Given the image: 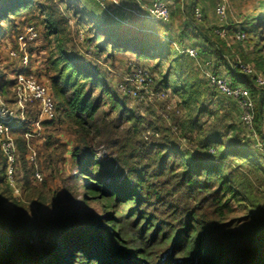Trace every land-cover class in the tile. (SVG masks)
I'll return each mask as SVG.
<instances>
[{
  "label": "trees",
  "instance_id": "16d2710c",
  "mask_svg": "<svg viewBox=\"0 0 264 264\" xmlns=\"http://www.w3.org/2000/svg\"><path fill=\"white\" fill-rule=\"evenodd\" d=\"M207 1L188 0L184 5L191 33L179 32L177 37L181 41L177 40L176 44L168 39V33L173 31L172 14L166 24L148 22L136 15L123 24L108 16V28H97L98 35L117 43L115 48L136 47L141 61L153 59L156 54L160 61L175 65L179 64L178 59L183 60L185 72L178 68V78L175 68L174 72L162 73L157 87L173 96L187 112L182 128L188 138H194L193 148H197L194 153L170 138L162 144L140 142L143 119L128 111L127 97L108 87L106 74L98 66L79 59L81 51L69 34V19L65 10L53 0H49V4L37 0H0V42L8 36L15 18L33 10L41 13L47 35L54 39L55 46L47 62L50 78L47 86L56 105L57 117L53 122H44L43 126L59 120L73 132L76 143L71 157L76 169L72 176L74 186L66 190L63 200L67 206L61 207L56 220L58 225L68 221L78 227L71 231L66 225L69 229L58 226V232H53L46 240L45 254L58 259L57 264H264V226L259 219L260 210H254V215H258L252 219V232L244 236L246 244L243 243L245 239L239 240L242 235L232 233L231 226L223 222L233 211L234 200L241 201L240 198L247 195V186L236 183L234 188L235 177L230 165L244 158L254 169L264 168V157L255 150L256 145L263 147L260 136L264 134V90L256 83V75L246 76L239 68L230 74L225 69L224 50L220 51L219 41L214 39L218 35L203 25L206 17L201 4ZM196 10L202 12L201 20L196 18ZM118 17L126 19L121 14ZM246 24L250 27L246 33L252 36L264 27V20L256 16ZM198 40L209 47L204 49L197 44ZM87 41L92 43L90 39ZM255 41L250 40L249 44L258 47ZM106 44L96 46L99 55L106 54ZM208 48L213 51L211 57ZM93 49L89 50L90 55ZM187 49L198 52L197 60L186 53ZM261 52L256 51L253 67L264 77ZM86 57L91 59L92 56ZM207 62L212 63L214 74L231 76L232 86H245L255 101L256 133L253 135L257 138L250 140L247 139L249 134L243 136V130L247 129L240 121L230 128L236 134L234 140L245 150L233 147L222 132L224 125L220 113L223 110L218 105L221 99L231 100L212 87L207 78L200 79L192 71V63L201 68ZM159 66L160 63L157 68ZM9 76L14 80L0 72L3 95L13 90L17 83L14 71ZM100 90L104 98L96 97ZM235 109L239 113L237 105ZM211 119L216 121L215 125H210ZM31 124L26 121L11 126V135L22 153V137L31 132ZM104 145L112 151L110 161L97 158L96 150ZM117 162L123 170L114 171ZM7 169L8 163L0 153V264H56L28 250L33 229L30 222L16 216L9 208L17 198L8 182ZM31 172L35 174L34 169ZM25 174V184L17 178L21 193L33 189L38 192V200L44 203L43 194L28 178L29 172ZM81 190L83 199H80ZM186 196L192 197L195 205L186 200ZM72 201L99 204L100 213H81L80 208L71 207ZM88 231L91 233L87 234Z\"/></svg>",
  "mask_w": 264,
  "mask_h": 264
},
{
  "label": "rangeland",
  "instance_id": "374dc122",
  "mask_svg": "<svg viewBox=\"0 0 264 264\" xmlns=\"http://www.w3.org/2000/svg\"><path fill=\"white\" fill-rule=\"evenodd\" d=\"M37 1L41 4H49V0ZM53 1L60 8L65 10L71 25L69 34L74 40L78 50L81 51L79 59L81 61H90L91 64L98 66L102 72L106 74L108 87L113 91L118 92L119 95L121 93V96L127 97L125 100L128 104V111L138 118L143 119L139 137L140 142L151 145L162 144L166 138H170L171 141H174L181 148H186V150L197 153L195 151L197 148H193V136L188 138V134H186L182 128L184 115L187 112L183 107L176 103L173 96L166 95V92L157 87V81L162 73L174 72L173 68H175L176 78H178V68L181 72H185L186 66L183 63V60L178 59L179 64L176 63L175 65L172 62L160 61L159 55L156 54V57L153 59H143L141 61L137 56L138 50L136 47L126 46L125 49L118 47L115 48L117 43H113L108 37L97 34V28H108V16L120 23H129L130 16L135 14L129 13L125 9L137 11L138 2L135 0H115L122 6L117 7L113 2L114 0H108V3H106L107 10H104L99 7L95 0ZM162 1L166 3L172 14L170 26L173 31L168 33L171 38L168 37V39L173 40L176 44L177 40L181 41V39H178L177 37L179 32L185 30V32L189 34L191 33L188 27V22L186 21L188 15L187 13H184L185 10H183L184 5L187 4L188 0ZM201 5L206 17V21L203 25L212 28L215 32L217 31V33L223 31L226 33L225 37H214L215 40L218 39L219 41L218 44L220 45V51L224 50L222 55L224 56L223 60H226L225 69L231 74L232 71L236 72V66L241 64L249 66L253 69L256 75H260L256 72L253 65L257 59V50H262L261 54L264 55V27L255 35L251 36L246 33V31L250 30L249 25L246 23L250 19L256 18V16H261L264 20V0H209ZM219 5H223L226 8V18L223 21L218 18L216 14ZM120 14L126 16V19H120V17H118ZM136 16L143 19L141 14H136ZM143 20L156 22L150 19ZM29 27H34L37 30L39 37L34 41H27L25 53L19 52V37L22 36ZM9 28L10 32L8 36L0 42V72L6 74V77H8L9 80H14V78L9 75L13 71L17 76L22 72L25 67L24 58L26 56V58L28 57V68L25 73L48 85L50 78L47 73V62L51 49L54 48L55 44L54 39L52 40V38H49L47 35L45 25L42 22L41 13L37 10H33L27 15L15 18ZM238 34H246L245 41L239 43L240 41L236 38ZM87 39H90L92 43L89 44L88 41L86 42ZM253 39L259 44L258 47L249 44L250 40ZM106 42V54L99 55L97 53V48ZM213 43H215V41H213ZM197 44H201L204 49L209 47L204 46L200 40H198ZM90 45L94 48L93 54L91 55L90 51L92 50ZM176 48L178 50L180 49L177 45ZM208 50L210 51L207 53L211 57L213 51L209 48ZM14 51L18 53V56L15 58L11 57V52ZM151 55L154 54L152 53ZM86 56L92 57L91 59H88ZM159 63L160 66L157 68V64ZM191 68L192 71H194V74H197L200 79L206 78L204 74V64H202V67L200 68L197 64L192 63ZM139 72L148 74L150 80L146 81V86H144V79L142 77L139 78L135 74ZM171 76H174V74ZM260 88L264 90V85L260 86ZM135 89L141 92H138V94L135 95ZM96 97L104 98L105 95L103 91L100 90L96 93ZM15 101V88L9 90L4 95L0 92V113L1 110L8 109L16 114L17 106ZM220 103L224 106L222 107L221 104L218 105L219 109L221 106L223 110L220 113V116L222 117L221 124L224 125L222 132L226 138L230 140V144L239 149L240 146L238 142L233 138L236 134H233L232 129H230L232 125L236 126V124L239 123V113H237V108L235 109L236 105H234L236 103L233 100L230 102L227 99H221ZM106 111L110 113L108 109ZM25 115L26 121L32 123L30 126V133L36 132V134L34 135V138L29 141L26 139L25 135L22 137L23 140L21 143H23L24 148V152L22 153V150L18 146L19 143L16 142V139L10 132V137L14 141L17 150L15 165V171L17 170V174L15 173L14 182L16 188L19 189L20 194L15 195V192L13 193L15 198H17L16 203L12 204L9 208L16 216H20V218L30 222L32 226L33 235L29 238L30 245L28 244L27 246L30 253L44 260H51V262L55 261L57 264L58 259H54L50 254H45L47 251L46 240L53 232H58L60 228L62 229L68 226L71 231H76L78 229V227L74 226V223L66 221L58 225L56 220L57 213L61 207L65 206V204L67 206V202L63 200L66 190H70L73 188L72 186H74L72 176L75 175L76 169L72 165L71 157L76 146L75 138L71 131V127L66 124H61L59 120L47 124L38 130L35 123L39 118V110L37 104L33 102L28 104V107L25 110ZM210 122V125L216 124V121L212 119ZM219 124L220 122L218 125ZM248 134L249 136H247V139L255 140L257 138V135H253V132L243 130V136ZM238 138L242 140V137ZM260 139L262 140L263 147L256 145V148H254L258 155L264 157V134H261ZM240 149L245 150L242 148ZM0 153L3 155L1 149ZM96 154L97 158L100 160L110 161L112 159V151L106 145L98 148ZM202 155H204L203 152ZM33 158L35 159L34 161H32ZM247 162L248 159L242 158L237 159L235 163L230 165L232 168L230 172H232L235 177L234 188H236V183L247 186L245 187L247 195L242 196L240 198L241 201L234 200V203L232 204L233 211L228 214L223 221L226 224L228 223L227 226H231L229 230H231L232 233L239 234V236L242 235L239 239L240 241L244 240V236H247L252 232V219L256 218V215H258H254V210L256 212L260 210L261 215L259 219L262 221L261 225L264 226V168L259 171L248 165ZM25 164L27 167H24ZM121 168L122 165L119 162L114 165V171H118ZM32 169H34L35 174L38 173L42 176L44 181L42 184H40L41 182L35 181V174H33V172L30 173ZM26 171L29 172L28 178L33 182V186L43 194V199L46 200L44 203H41V201L38 200L36 194L38 192H34L33 189L24 191V194L23 192L21 193L17 184V178L20 183L23 184L24 182L25 184ZM80 192V199H83V191L81 190ZM228 198H230V195H228ZM185 199H188L189 202L195 205V201L192 197L188 198L186 196ZM71 207L76 210L80 208L81 213H100L99 204L84 205L79 201H77V203L72 201ZM58 226H60V228ZM89 233L91 232L88 231L87 234ZM243 243H247L246 239Z\"/></svg>",
  "mask_w": 264,
  "mask_h": 264
},
{
  "label": "built area",
  "instance_id": "2783aa9c",
  "mask_svg": "<svg viewBox=\"0 0 264 264\" xmlns=\"http://www.w3.org/2000/svg\"><path fill=\"white\" fill-rule=\"evenodd\" d=\"M97 4L107 10L106 3L108 0H95ZM138 2L137 11L125 9L127 12L132 14H141L143 19H150L156 22H161L166 24L170 21L171 13L162 0H135ZM117 7H122L118 1H113ZM217 17L222 21L226 18V8L223 5H219L216 10ZM196 18L198 20L202 19V12L196 10ZM217 33V31H216ZM219 37H225L226 33L218 32ZM39 37L37 30L34 27H29L26 29V32L19 37V52H26L27 41H34ZM238 41H244L246 36L245 34L237 35ZM186 53L192 59L197 60L199 57L198 52L195 49H187ZM18 56V53L11 52V57L15 58ZM24 65L22 72L17 76V83L15 86V104L17 106V113L11 112L8 109L1 110L0 113V149L8 163L7 177L10 186L13 188L15 195L20 194V191L15 186L14 177H15V165H16V145L12 138L10 137L11 125H22L26 122L25 110L28 107L30 102L37 104L39 110V118L35 123L38 130L43 127L44 122H53L56 117V105L53 97L49 93L48 86L40 82L34 77L28 76L25 72L28 68V57L24 58ZM202 67V66H201ZM212 63L207 62L204 65V74L209 81L210 85L214 87L221 95L227 97L230 100H233L238 109H239V121L249 132L255 134V117H256V104L250 91L243 85L232 86L233 82L230 77L227 75H216L211 71ZM236 68H239L240 71L246 75H256L252 68L244 65H237ZM254 73V74H253ZM139 78L142 77L145 82L144 86L147 85L146 81L150 80L148 74L146 73H135ZM256 83L260 86L264 85V78L261 75H256ZM143 85L142 83H140ZM143 87V86H142ZM139 89V88H137ZM262 89V88H261ZM135 95L138 92L135 89ZM36 132L27 133L26 139L29 141L34 138ZM35 159L33 158L32 161ZM35 178L38 182H42L43 178L40 174H35Z\"/></svg>",
  "mask_w": 264,
  "mask_h": 264
}]
</instances>
